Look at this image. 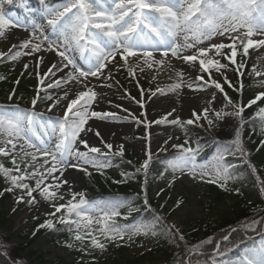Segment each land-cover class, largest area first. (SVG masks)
I'll list each match as a JSON object with an SVG mask.
<instances>
[{
	"label": "snow or ice",
	"instance_id": "1",
	"mask_svg": "<svg viewBox=\"0 0 264 264\" xmlns=\"http://www.w3.org/2000/svg\"><path fill=\"white\" fill-rule=\"evenodd\" d=\"M13 3L14 0H0V37L5 36V29L17 26L29 31V35L18 44H12L7 51H0V61H18L22 56L33 57L36 60L38 77V88L31 100L30 109H22L15 103V88L7 95V100L12 103L0 104V155L11 156L12 164V167L0 164V173H3L10 185L0 191V196L14 193L17 205L24 203L35 205L36 192H39L43 201L64 200L65 195L60 190L64 185L72 183L62 178L68 169H79L90 176L89 166L103 170L113 166L110 157L124 156L123 144L113 151V144L103 140L99 130H94L90 125L87 129L85 127L90 118L101 121L110 117L116 118L114 112L89 111L98 98V93L89 78H95L101 85L103 81L118 83L115 81L114 73L120 68H127L129 75L136 79L137 69L141 73H145L146 69L163 70L166 66H172V58L187 63L198 74L194 77L193 83L186 86L194 90H205L209 87L219 90L227 102L225 108L231 106L232 110L216 111L205 107L201 112L193 110L192 118L184 122L179 118L170 121L184 129L186 136L188 125L197 124L204 127L200 123L202 118L209 129L216 121L230 116L243 122L245 108H250L264 98V91H260L247 105L234 103L225 92L224 84L240 92L243 83L237 87L222 71L230 64L234 66L233 70L237 75L243 77V69L246 68L245 58L249 56V50L264 49V0H38L37 9L28 7V0H18V5L29 14L26 25L21 23L19 18L13 19L5 12V5ZM33 12L37 15L32 16ZM217 37L227 38L230 42L212 43L211 41ZM14 49L16 50L13 51ZM47 53H53L59 59L46 65V70L41 73L39 69L46 58L42 54ZM210 53L227 63H222L221 59L209 58ZM23 69L27 71L29 64L24 63ZM213 72L222 76L223 83L213 78ZM184 75L183 71L177 72L181 82L172 85L171 91L183 86ZM255 75L260 76L264 73L256 71ZM2 79L5 77L0 76V80ZM152 79H155V76ZM197 81L199 83H196ZM136 83L143 98L146 90L139 86L138 79ZM16 84H19V80ZM64 85L68 87L64 88ZM80 88L83 90H78ZM53 89L58 91H49ZM77 90L75 98H70V93ZM147 91L151 96H155L156 92L163 90L157 88L155 92L151 89ZM41 92L44 95H41ZM46 101L51 102L48 104V112L60 106L62 101H67L63 115L45 119L44 113L36 109L38 103ZM136 102L141 108L144 107L142 100ZM124 111L127 112L128 109ZM210 111L215 119L210 118ZM256 115L259 117L260 131L264 132V108H260ZM166 121L167 117L156 123ZM85 131L92 132L95 137L100 138L103 148L90 145L87 138H82L81 134ZM260 143L264 147V140ZM81 146L84 150H81ZM172 148L177 152L168 161V167L174 173L188 174L191 179L217 184L221 189L227 190L228 182L239 178L236 166L226 162L227 156L239 153L245 158V163L251 171L253 173L257 171L247 160L249 153L243 144L239 128L231 141L223 144L217 142V154L211 165L198 164L199 142L193 147L186 138L183 144H173ZM161 150L167 151L166 148ZM41 157L43 162L38 163ZM152 157L153 154L149 151L147 158L136 171L143 172L147 177ZM121 175L127 176L126 173ZM49 178L54 183H46ZM178 178L174 175L172 180L168 181V186L171 187ZM33 179L34 186L29 182ZM260 183V190L264 192V180ZM234 191L239 194L240 190L237 188ZM156 195L159 196L160 192ZM143 203L149 205L146 189ZM181 204L182 201L177 200L175 207L179 208ZM51 207L54 211L48 213L49 216L56 217L62 210L64 214L56 218L55 222L53 219H46L38 225L36 231L53 230L57 223L68 226V230L72 231V226L75 225L74 239L81 242L78 250L85 255H90V250L94 249L104 252L110 242H124L126 238L131 241L134 236L139 235L152 237L160 235L180 241L185 239L176 224H168L159 215L132 225L117 224L115 218L121 216L120 209L127 207L129 215L133 211H139L138 208L131 206V201L124 199L89 202L84 193L73 192L67 203H53ZM160 207L163 208L164 205ZM12 211L15 212L16 208ZM73 216L77 219H71ZM124 219H128V216H124ZM94 223L100 225L96 230L98 234H94L92 230ZM258 227L264 228V217L259 220L252 219L246 225V228L252 231H256ZM83 230L87 231L82 235ZM236 231L237 229H232L233 233ZM35 234L34 231L33 235ZM230 236L231 233L225 234L222 240L227 242ZM86 239L89 241L88 247L83 246ZM208 243L211 241H202L188 248L187 258L181 259L179 264H200L196 257L205 255L204 246ZM66 247L72 248L73 245L69 243ZM3 248L4 246L0 245V250ZM0 254L7 255L6 251ZM223 254L220 244L217 243L212 253L211 264H218L215 257ZM219 264H264V242L246 251L235 261H220Z\"/></svg>",
	"mask_w": 264,
	"mask_h": 264
},
{
	"label": "rangeland",
	"instance_id": "2",
	"mask_svg": "<svg viewBox=\"0 0 264 264\" xmlns=\"http://www.w3.org/2000/svg\"><path fill=\"white\" fill-rule=\"evenodd\" d=\"M13 19L19 18L20 22L27 24L28 13L23 11L22 13L16 11H5ZM32 16H36L37 13H31ZM17 29L18 34H22L25 38L28 37L29 31H25L22 27H14ZM246 31V30H241ZM22 41V40H21ZM19 41V42H21ZM19 42H14L10 39L9 36L5 35L0 37V51H7L12 44H18ZM212 43H229L230 41L224 37L214 38ZM14 49L13 51H15ZM227 51V49H225ZM45 55V62L40 66L39 71L43 73L46 70V65L59 59L53 53L42 54ZM209 58L221 59L220 57H213V54L210 53ZM239 60L240 57L238 56ZM246 64L249 62H256L259 66V72L264 73V49H250L249 56L245 58ZM222 63H227V61L221 59ZM7 68L9 69V75L11 78H18L25 82H30L32 85L33 93L30 94L29 101L30 106L28 108L21 107L22 109L31 108V100L34 98L36 90L38 88V77L36 75L37 69L35 68L36 60L30 56H22L18 61H7ZM28 63L29 69L25 71L23 69V64ZM234 67V66H233ZM183 71L185 73L182 84L183 86L175 91H171V86L181 82L177 77V72ZM229 79L232 80L231 75L227 69L222 70ZM147 74V78H145ZM198 73L189 67V65L181 60L172 58V66H166L163 70H145V73H141L138 69L136 72V79L139 80V86L145 89L144 97L140 95L139 88L137 87L136 79L132 77L129 80H125L122 75V68L116 73H114L115 81H103V85L99 82V86H94V90L98 93L97 102L93 103L89 108V111H101V112H114L116 113V118H108L106 120H98L96 118H90L88 121L87 127L90 125L94 130H99L103 140L108 143L113 144V151H116L121 144L124 145V156H129L138 160L146 159L147 153L150 151L153 154L152 159L156 158L162 152H168L171 150L173 144H183L185 139L189 137L191 128L190 125L187 126L188 135H185V130L181 129L179 126L170 123L173 119L179 118L181 122H184L192 118V111L196 110L201 112L205 107H209V100L215 92L219 90L214 88H207L205 90H194L188 88L186 85L193 83L194 77ZM202 74V73H201ZM155 76V79L152 77ZM213 78L221 80L223 83L222 76L218 73L213 72ZM91 84L95 78H89ZM48 81L46 80L45 83ZM196 83H199L197 81ZM108 84H111V87H107ZM64 88H67L68 85H64ZM157 88L162 89V92H156L155 96H151V93L148 92V89H151L153 92ZM78 90H83L82 88ZM78 90L70 93V98H75V95L78 94ZM52 92H57L58 90H49ZM260 91H264V75L258 76L255 82L250 85L248 90V95H257ZM8 93H4L1 96L2 104L9 105L12 101L7 100ZM41 95H44L41 92ZM33 97V98H31ZM131 97H135L133 100ZM149 97H151L149 99ZM55 98V97H54ZM18 99V94L14 101ZM137 100H142L144 107L141 108L140 105L136 102ZM50 101L44 103H38L37 111L44 113V118L48 119L49 117L55 118L63 115V109L66 106L67 101H62L61 105L54 108L52 112H48V104ZM119 105V107H117ZM124 109H128L127 112ZM171 113V115H168ZM211 115V111L209 116ZM135 117V119H133ZM143 119L141 132L137 129L136 121L137 118ZM167 117L166 122L156 123V121H161ZM204 125L203 128L208 127L207 123L203 118L200 121ZM108 126L111 128H116V132H105L103 126ZM197 125V124H194ZM152 135V139H149V136ZM82 138H87L90 145L100 146L103 148V145L100 143V138L94 136L92 132L85 131L81 134ZM171 137V139H169ZM167 141V144H165ZM10 147V146H9ZM166 148L167 151H162L161 149ZM81 150H84L81 146ZM19 151V147L18 150ZM31 151V150H29ZM14 155L16 153H13ZM20 155H23L20 153ZM19 157V156H18ZM17 157V158H18ZM0 155V162L4 159H9ZM112 160L113 166L103 169L96 170L92 167H88V171L91 172L90 177H95L101 175V171L111 175H117L121 171H125L128 166L127 163H124L119 157H110ZM43 158L41 157L38 160V163H42ZM198 164H213V158L205 162H199ZM23 167V165H21ZM150 167L153 172H156L157 165L154 163L150 164ZM169 175L165 176L160 183H155L153 185L152 191L149 198H157V205H164L165 209L174 210L170 224H176L180 229L181 233L195 231L198 226H205L207 223H210L215 219L219 211H225L234 204L232 196H227L223 202V205L217 208H214L209 201V195L207 193V182H202L199 179H191L188 174H181L180 172H173L170 167ZM15 174V173H14ZM179 177L175 182L168 186V181L172 180L173 176ZM85 174L79 169H68L63 179H68L72 183L70 185H64L61 188V192L65 195L64 200H55V201H43V198L39 195V192L34 193L37 199L35 205H28L26 203L17 205L15 203L14 193H5L3 196H0V212L4 214L9 220L6 228L1 231L3 236L11 237L13 243L19 244L22 240L27 238L28 241L33 237V231H29L25 235H20L26 227H28L27 221L31 218H37L38 220L53 219L54 222L56 218L64 214L57 213L56 217H51L48 213L54 211L51 207V204H61L67 203L71 199V194L73 192H80V190L85 185ZM210 178V177H209ZM30 184H34L35 180H30ZM53 182L51 178L46 183ZM54 183V182H53ZM0 186L4 188L10 186L9 182L4 177L3 173H0ZM163 190V191H161ZM160 192V195L157 196L156 193ZM248 197L251 201L258 199V193L255 190H250L247 192ZM181 200L182 204L179 208H176V201ZM131 201V206L139 209L138 212L133 211L132 214H139L138 221L141 220H150L156 214L149 210L147 206L142 204V200L136 197L128 199ZM16 208V211L13 212L12 209ZM124 214L128 213V208L120 209ZM160 216H164V213H161ZM75 219H77L75 217ZM136 223V222H134ZM134 223L128 224L132 225ZM100 228V225L93 224L92 230L94 234L97 229ZM72 231L67 230L69 235L75 236V225L72 226ZM87 230H83L81 233H85ZM57 237L56 228L53 230L45 229V234L43 237L38 239L33 245V250L37 252V255L40 256V259L32 258L28 264H162L163 260L158 256L152 257L151 260L148 259L147 253L152 250L155 245V241L151 236L139 235L134 236L131 241H128L127 238L124 242H114L107 244V250L101 252L98 249L90 250V255H85L84 252L78 250L81 247V242L73 246L72 248L63 247L61 244L50 243L51 238ZM264 242V241H263ZM262 243V242H261ZM260 243V244H261ZM89 241L86 239L83 242L84 247H88ZM119 244V246H117ZM142 258V259H141ZM140 259V261H136ZM1 264V263H0Z\"/></svg>",
	"mask_w": 264,
	"mask_h": 264
},
{
	"label": "trees",
	"instance_id": "3",
	"mask_svg": "<svg viewBox=\"0 0 264 264\" xmlns=\"http://www.w3.org/2000/svg\"><path fill=\"white\" fill-rule=\"evenodd\" d=\"M3 61H0V65ZM1 69V68H0ZM244 71V76L240 79L234 73L235 80L234 85L239 87L240 83H243V89L240 92L229 88H225L228 96L231 97L234 103L239 104L238 100L241 97H245L247 93L246 90L251 81L254 80L255 71H253V65L248 66ZM2 77L7 76V74H1ZM12 84L5 81V79L0 80V90L11 87ZM22 94L28 93L27 86H19ZM247 98V97H246ZM254 97H248L241 104L247 105L248 101ZM224 100V99H223ZM226 101L224 100L216 111L225 110L231 111V106L225 108ZM260 108H264V99L258 101L255 105L250 108L246 107L243 113V122L235 117H226L224 120L216 121L213 128L209 130H204L199 127H192L193 138L191 140L192 146L196 147V143L199 142L200 147L205 143L212 145L219 143H227L234 139L235 131L239 128L241 133V138L243 144L249 153L247 160L250 161L256 168L257 178L253 174H244L243 171H238L237 168H246L248 166L245 163V158L241 157L239 153L236 155H230L231 159L236 166L238 179L228 182L227 190L221 189L217 184L208 185V194L210 203L214 208L219 210V207L223 205V202L227 196H232L234 198V204L231 208L225 211H219L215 219L206 224L205 226H199L196 231L187 234H183L185 239L180 241L179 239H169L164 236H156L155 246L147 253V257L151 260L152 257L158 256L163 259L162 264H179L181 259L187 258V249L191 246L202 242L211 241L204 246L205 255L196 257L200 260V264H211L212 253L214 247L217 243L220 244L221 250L223 251L222 256H216L215 259L219 263L225 260H234L240 256L241 251L250 245L255 246V240L249 241L245 235L251 236L257 234L260 237L264 236V228H257L256 231H252L246 228V225L251 222L252 219H261L264 217V202L256 204L247 200V195L245 193L248 188H257L261 185L260 181L264 180V147L261 146V140L264 136V132L260 131L259 127V117L256 115ZM213 119L214 116H213ZM166 156H161L155 162L159 165L160 170L157 173H152L150 169L148 170V175L145 177L143 172H137L136 169L141 165L137 163L136 165L131 164V169L124 171L127 176H122L121 173L117 176H112L104 174L98 179H88L86 182L84 193L85 198L88 201H102L105 198L110 197H130L137 196L143 199L144 190L147 191V196L149 195L152 185L154 182L160 181L166 173V162L164 159ZM5 165H12L8 162ZM122 181V182H116ZM239 189V194H237L234 189ZM264 193V192H263ZM149 208H153L156 204V200H149ZM259 202V201H258ZM257 202V203H258ZM166 216L164 220L168 223L172 210L166 211ZM115 221L117 224L122 225L126 223V219L121 215L116 217ZM8 224V219L0 212V230L6 228ZM41 224L40 221H29V227L38 228ZM237 229L236 232H232V229ZM231 233L230 240L227 242L221 241L222 236ZM261 233V234H260ZM43 230L39 229L36 231L35 237L28 242L26 240L22 241V244H12L10 238L0 236V245L4 248L0 252L6 251L7 255L0 254L1 264H24L22 259L31 260L32 258L40 259L36 256V251L33 250V245L37 238L41 237ZM260 234V235H259ZM61 241L64 244L71 243L72 245L76 243L75 239L61 234ZM142 259V258H141ZM136 261H140L137 259Z\"/></svg>",
	"mask_w": 264,
	"mask_h": 264
},
{
	"label": "bare ground",
	"instance_id": "4",
	"mask_svg": "<svg viewBox=\"0 0 264 264\" xmlns=\"http://www.w3.org/2000/svg\"><path fill=\"white\" fill-rule=\"evenodd\" d=\"M5 35L9 36L10 39H12L14 42H19L23 39H25V37L22 35V34H18V31L16 28L12 27V28H9V29H5ZM99 81L97 80H93L92 82V85H95V86H99L98 85ZM103 130L105 132H112V133H115L117 130L116 128H111V127H108V126H103Z\"/></svg>",
	"mask_w": 264,
	"mask_h": 264
}]
</instances>
